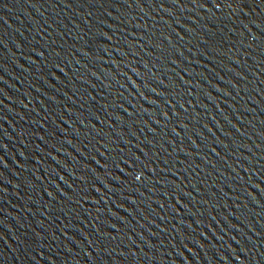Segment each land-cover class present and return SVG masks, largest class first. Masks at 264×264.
<instances>
[{
    "label": "water",
    "instance_id": "water-1",
    "mask_svg": "<svg viewBox=\"0 0 264 264\" xmlns=\"http://www.w3.org/2000/svg\"><path fill=\"white\" fill-rule=\"evenodd\" d=\"M0 264H264V0H0Z\"/></svg>",
    "mask_w": 264,
    "mask_h": 264
}]
</instances>
